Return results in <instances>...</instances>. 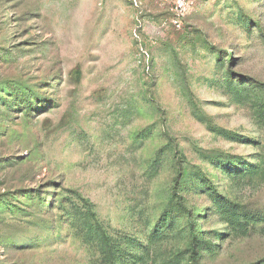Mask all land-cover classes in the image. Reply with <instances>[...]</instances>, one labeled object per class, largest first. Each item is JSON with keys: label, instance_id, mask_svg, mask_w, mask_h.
I'll use <instances>...</instances> for the list:
<instances>
[{"label": "rangeland", "instance_id": "rangeland-1", "mask_svg": "<svg viewBox=\"0 0 264 264\" xmlns=\"http://www.w3.org/2000/svg\"><path fill=\"white\" fill-rule=\"evenodd\" d=\"M0 264H264V0H0Z\"/></svg>", "mask_w": 264, "mask_h": 264}, {"label": "built area", "instance_id": "built-area-1", "mask_svg": "<svg viewBox=\"0 0 264 264\" xmlns=\"http://www.w3.org/2000/svg\"><path fill=\"white\" fill-rule=\"evenodd\" d=\"M177 7L180 9L181 13L183 12V10H185L183 9V4L181 2L178 3Z\"/></svg>", "mask_w": 264, "mask_h": 264}]
</instances>
